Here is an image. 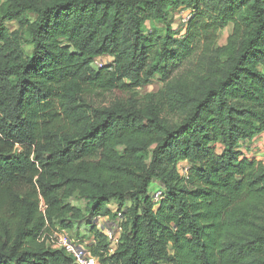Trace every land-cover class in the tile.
Masks as SVG:
<instances>
[{
    "label": "trees",
    "instance_id": "obj_1",
    "mask_svg": "<svg viewBox=\"0 0 264 264\" xmlns=\"http://www.w3.org/2000/svg\"><path fill=\"white\" fill-rule=\"evenodd\" d=\"M0 2V264H73L81 222L104 264H264V0Z\"/></svg>",
    "mask_w": 264,
    "mask_h": 264
},
{
    "label": "rangeland",
    "instance_id": "obj_2",
    "mask_svg": "<svg viewBox=\"0 0 264 264\" xmlns=\"http://www.w3.org/2000/svg\"><path fill=\"white\" fill-rule=\"evenodd\" d=\"M1 3V2H0ZM201 14H199L200 16H204L206 19H208L209 21L212 20H216L218 23L221 22L220 18L217 17V14L215 12H209L205 6L201 7ZM183 15V16H182ZM193 18V14H183L180 11H172L171 16H170V20L171 22L174 23V26L177 27V29L179 30V37H181L182 35H184L185 33V24L188 25V23L190 22V20ZM179 23V26H178ZM163 26V25H160ZM14 27V26H13ZM16 27V26H15ZM185 27V28H184ZM192 27V26H191ZM232 32V28L231 27H227L225 29L219 30V32L217 33V37H218V41L220 44H224L226 43V40L228 38V36L230 35V33ZM194 53L191 56V59L193 60L194 57L196 56V53L200 52L197 50H201L202 44H199L198 42L196 44L192 45ZM30 48V46H28V49ZM105 60H107L108 62H112V58L111 57H105ZM186 62H180V61H176L174 66L176 67V69L179 70V68H181L183 65H185ZM189 63L186 64V66H188ZM178 67V68H177ZM164 87V81L160 80L159 78L153 79L149 84L140 86L136 88V92H137V96L140 98L145 97L148 94L151 93H157L159 92L161 89H163ZM260 141V143H258ZM264 141V137L261 136L259 138H257L256 143L257 145H255L254 147L251 145L249 148H247V156L252 157L257 159L258 161H263L264 163V144L261 145V142ZM264 143V142H263ZM72 203L81 208V209H86V202L84 200H80L79 198L73 199ZM112 207L114 209L117 208V206L113 203ZM117 222V219L113 216L110 217V219L108 217H102L100 219V224L99 226L101 227H111L114 231V227H115V223ZM89 231H90V227L86 224L81 223H77L75 224V229L72 228L70 229V233L72 234V236L74 237H79L82 240H88L89 238ZM96 264H104L101 263L100 261H96Z\"/></svg>",
    "mask_w": 264,
    "mask_h": 264
},
{
    "label": "built area",
    "instance_id": "obj_3",
    "mask_svg": "<svg viewBox=\"0 0 264 264\" xmlns=\"http://www.w3.org/2000/svg\"><path fill=\"white\" fill-rule=\"evenodd\" d=\"M96 66L101 67L103 65V61L97 59L95 61ZM162 192L158 190L154 193L155 202H158L161 198ZM122 216L121 212L117 213V217L120 219ZM102 217H98L96 221L100 224V219ZM101 227V226H100ZM105 230L107 236L111 240V242L116 245L119 242V237L113 231L111 227L105 226L101 227ZM120 230V228H119ZM94 237L92 236L88 240H82L80 238H76L72 236V234L65 229H56L51 235V241L55 247L63 248L66 252L74 258L73 264H96V259L91 256L87 245L92 242ZM111 252L113 250L111 249Z\"/></svg>",
    "mask_w": 264,
    "mask_h": 264
},
{
    "label": "crops",
    "instance_id": "obj_4",
    "mask_svg": "<svg viewBox=\"0 0 264 264\" xmlns=\"http://www.w3.org/2000/svg\"><path fill=\"white\" fill-rule=\"evenodd\" d=\"M260 136H261V139H262V136L264 137V132H263ZM260 136H259V137H260ZM259 137H257V138H259ZM257 138L254 139V142H253L254 144L257 143V142H256ZM263 142H264V141L261 142V145L264 144ZM258 143H260V141H259ZM258 143H257V144H258ZM251 145H252V144H251ZM89 236H90V233H89Z\"/></svg>",
    "mask_w": 264,
    "mask_h": 264
},
{
    "label": "clouds",
    "instance_id": "obj_5",
    "mask_svg": "<svg viewBox=\"0 0 264 264\" xmlns=\"http://www.w3.org/2000/svg\"><path fill=\"white\" fill-rule=\"evenodd\" d=\"M255 145H257V144H253L252 146L254 147ZM159 190V189H158ZM117 213H118V211H117Z\"/></svg>",
    "mask_w": 264,
    "mask_h": 264
}]
</instances>
